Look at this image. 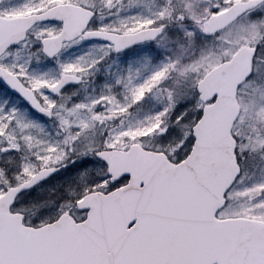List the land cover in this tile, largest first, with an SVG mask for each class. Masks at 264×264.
Wrapping results in <instances>:
<instances>
[{
  "label": "snow or ice",
  "instance_id": "obj_1",
  "mask_svg": "<svg viewBox=\"0 0 264 264\" xmlns=\"http://www.w3.org/2000/svg\"><path fill=\"white\" fill-rule=\"evenodd\" d=\"M0 264H264V0H0Z\"/></svg>",
  "mask_w": 264,
  "mask_h": 264
}]
</instances>
